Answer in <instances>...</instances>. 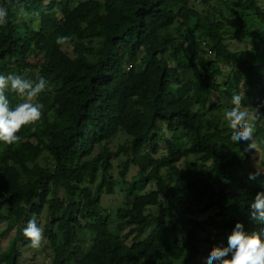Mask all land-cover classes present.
Listing matches in <instances>:
<instances>
[{"label":"trees","instance_id":"trees-1","mask_svg":"<svg viewBox=\"0 0 264 264\" xmlns=\"http://www.w3.org/2000/svg\"><path fill=\"white\" fill-rule=\"evenodd\" d=\"M0 5L8 8L0 74L48 82L35 101L41 118L22 127L19 142H0V221L2 234L12 231L0 264H20L33 215L50 264H191L227 247L236 223L248 234L264 230V221L250 218L264 168L220 149L232 141L224 112L234 94L264 114V0ZM21 8L39 15L25 18ZM64 35L74 39L58 45ZM7 95L10 107L21 102ZM119 132L126 139L110 149ZM254 135H264V119ZM114 156L124 158L117 233L101 205L117 186ZM130 166L136 172L124 179ZM82 230L91 234L85 252Z\"/></svg>","mask_w":264,"mask_h":264},{"label":"clouds","instance_id":"clouds-1","mask_svg":"<svg viewBox=\"0 0 264 264\" xmlns=\"http://www.w3.org/2000/svg\"><path fill=\"white\" fill-rule=\"evenodd\" d=\"M18 2V0H17ZM25 18L38 17L36 12H27L21 8ZM8 8L0 5V26L7 24ZM74 37L58 36V45H67ZM48 88V82L43 77L36 80L28 79L16 73L0 74V142L13 145L20 141L17 135L23 126L34 123L41 118V107L35 103L39 95ZM8 93H14L21 102L10 107ZM244 93H236L230 99L231 107L225 109L224 119L232 129L231 140L247 142L242 155L264 148V138L255 137L256 123L264 119L259 106H245ZM259 172L249 174V179H255ZM253 220L264 221V192H258L250 203ZM24 237L33 249L39 248L44 240V229L38 226L33 215L23 229ZM264 230L260 233L248 234L242 223H236L227 238V247H213L205 264H264Z\"/></svg>","mask_w":264,"mask_h":264},{"label":"rangeland","instance_id":"rangeland-1","mask_svg":"<svg viewBox=\"0 0 264 264\" xmlns=\"http://www.w3.org/2000/svg\"><path fill=\"white\" fill-rule=\"evenodd\" d=\"M186 49L188 52L192 51V47H187ZM194 58L197 57V54L194 51L193 54ZM223 69L225 72L228 71V66H223ZM218 81H222V79L217 78ZM180 95L179 90H175L174 94ZM170 101H164L163 104H167ZM258 139L264 138V135L262 136H255ZM126 139V136L119 132L108 144V147L110 149H115L118 145L122 144L123 141ZM247 142H226L223 144H220V149L222 153L230 154L232 151H237L239 155H242L244 147H246ZM98 152V149L95 150V153ZM245 158V162L247 167L252 168H258L262 167L264 168V148H262L260 151H253L249 152L247 154L242 155ZM124 162V158L121 156H114L111 158L112 163V169H111V176L114 180L117 181V186L114 188V193L104 194L101 198V205L104 207L107 211V214L109 215V231L112 233H117L115 231V223H116V211L117 208L120 207L125 203V199L123 197V192L121 189L124 188V185L121 182L120 176H119V170L122 166V163ZM136 172V168L133 166H130L129 172L126 174L124 179H129L130 176H133ZM153 189L152 185H149L146 187V192ZM46 212L43 210L42 214L40 216V224L43 225L45 222ZM6 227V223L3 221H0V252L5 250L9 245L12 237V231L2 234L3 230ZM78 237L80 238V241L84 247V252L87 250V248L91 244V234L87 231H79ZM30 243V242H29ZM24 256L22 257L20 264H50V257L51 253L49 248L42 242L41 246L39 248H31L30 246H26L23 250ZM208 257V253L205 252L204 255H201L195 262L191 264H205V261Z\"/></svg>","mask_w":264,"mask_h":264},{"label":"water","instance_id":"water-1","mask_svg":"<svg viewBox=\"0 0 264 264\" xmlns=\"http://www.w3.org/2000/svg\"><path fill=\"white\" fill-rule=\"evenodd\" d=\"M150 264H153V263H150Z\"/></svg>","mask_w":264,"mask_h":264}]
</instances>
